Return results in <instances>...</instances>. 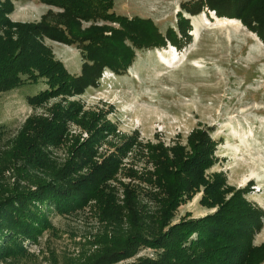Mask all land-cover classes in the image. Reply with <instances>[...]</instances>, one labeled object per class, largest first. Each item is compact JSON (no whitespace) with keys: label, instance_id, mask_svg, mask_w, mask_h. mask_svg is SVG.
Masks as SVG:
<instances>
[{"label":"rangeland","instance_id":"rangeland-1","mask_svg":"<svg viewBox=\"0 0 264 264\" xmlns=\"http://www.w3.org/2000/svg\"><path fill=\"white\" fill-rule=\"evenodd\" d=\"M34 1L16 2L11 20L36 24L50 9L57 11ZM197 1L117 0L114 10L118 14L149 18L164 34L173 29L181 46L168 41L164 47L137 49L127 71L116 74L106 68L97 84L83 94H59L42 103L30 101L47 87L43 80L0 92V149L9 150L2 164L13 161L17 151H26L34 143L33 148L42 158L63 168L75 148L93 136L98 139L94 162L104 163L129 142L133 144L122 167L144 174L156 168L149 156L140 155L142 150L147 153V144L161 143L169 148L181 143L186 146L185 153H191L190 135L205 131L215 143L214 163L205 176L213 184L216 175L223 174L225 186L215 201L210 197L203 201L204 186L194 195H186L165 231L178 224H206L205 230H194L182 241V246L189 249L188 259L204 255L207 248L213 247L210 232L222 231L224 240L219 245H226L216 250L217 260L199 264H229L230 260L237 264L240 243L232 240L231 233H237L238 221L229 219L228 209L233 206L226 204L238 190L243 191L242 198L263 211L262 226L255 232L253 244L264 243V39L239 18L219 16L207 6L195 15L184 9L183 4L191 6ZM180 13L190 22L187 37L182 36L178 26ZM42 42L72 74L81 73L83 59L77 47L49 38ZM72 106L78 109V118H63ZM44 125L46 133L57 142H35ZM125 172L109 182L115 200L125 206L129 197L137 200L136 206L140 202L143 212L155 214L161 207L158 199L162 189ZM124 185L135 192H128ZM150 191L157 192L158 199ZM98 209L92 200L85 209L72 213L51 210L52 228L37 244L28 245V254L7 258L0 264H84L87 258L103 253L100 237L105 225ZM163 253V249L141 246L134 256L113 264L156 261Z\"/></svg>","mask_w":264,"mask_h":264},{"label":"trees","instance_id":"trees-1","mask_svg":"<svg viewBox=\"0 0 264 264\" xmlns=\"http://www.w3.org/2000/svg\"><path fill=\"white\" fill-rule=\"evenodd\" d=\"M27 1L30 0H0V92L45 81L47 87L33 95L32 102L42 103L59 94H83L97 84L106 68L116 74L127 71L136 58L137 49L164 47L168 41L181 46L173 29L164 34L149 18L118 14L114 10L117 0H38L57 11L50 9L36 24L13 22L10 14L15 3ZM205 6L219 16L241 19L264 39V0H198L191 6L183 4L184 9L194 15ZM179 16V29L182 36L187 37L190 22L182 13ZM43 38L77 47L83 59L81 73L72 74L43 44ZM62 117L76 119L78 109L72 106ZM46 129V125L42 126L35 142L58 141L46 133ZM95 144L98 139L92 136L80 148H75L73 157L63 168L42 158L33 148L34 143L26 151H17L14 160L5 164L2 161L9 150L0 149V262L28 254V245L37 244L44 232L52 228L51 210L72 213L85 209L92 200L100 207V221L105 225L100 237L104 248L103 253L87 258L84 264H113L134 256L141 246L163 249L164 253L159 260L144 259L132 264H199L217 260L216 250L226 245H219L224 240L222 231L210 232V242H207L213 243V247L197 256L199 260L196 256L188 259L186 251L189 249L182 246V241L194 230H205L206 224H178L169 232L165 231L186 195H194L204 186L203 201L207 197L215 201L219 200L221 188L225 186L223 174H217L213 184L205 176L206 169L214 163L215 148L205 131L190 135L191 153H185L186 146L181 143L169 148L161 143L147 144V153L142 150L140 155L149 156L156 168L144 174L122 167L133 143L120 146L101 164L93 161ZM123 171L129 177L162 189L159 199L157 192L149 193L161 206L155 214L143 212L140 202L136 206L137 200L129 197L125 206L115 200L109 182ZM124 186L129 189V185ZM128 192L135 191L129 189ZM242 194L243 191L238 190L226 204V207L233 206L227 208L229 219L238 221L237 233H231L232 240L240 243L237 264H264V243L253 244L254 234L262 226L263 211L254 208ZM237 197L239 200L235 203ZM229 264L235 262L230 260Z\"/></svg>","mask_w":264,"mask_h":264},{"label":"crops","instance_id":"crops-1","mask_svg":"<svg viewBox=\"0 0 264 264\" xmlns=\"http://www.w3.org/2000/svg\"><path fill=\"white\" fill-rule=\"evenodd\" d=\"M34 1V0H33ZM36 1H38V0H36ZM35 2V1H34ZM39 2V1H38ZM43 4V3H42ZM47 6H49V5H47ZM49 7H51V6H49ZM52 8V7H51Z\"/></svg>","mask_w":264,"mask_h":264},{"label":"bare ground","instance_id":"bare-ground-1","mask_svg":"<svg viewBox=\"0 0 264 264\" xmlns=\"http://www.w3.org/2000/svg\"><path fill=\"white\" fill-rule=\"evenodd\" d=\"M173 50H174V48H173Z\"/></svg>","mask_w":264,"mask_h":264}]
</instances>
